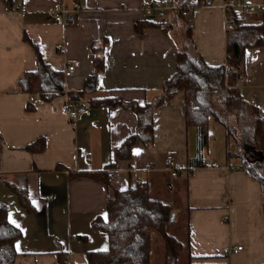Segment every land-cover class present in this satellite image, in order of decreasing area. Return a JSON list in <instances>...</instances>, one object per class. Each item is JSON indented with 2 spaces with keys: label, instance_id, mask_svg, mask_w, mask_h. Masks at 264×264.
Listing matches in <instances>:
<instances>
[{
  "label": "crops",
  "instance_id": "1",
  "mask_svg": "<svg viewBox=\"0 0 264 264\" xmlns=\"http://www.w3.org/2000/svg\"><path fill=\"white\" fill-rule=\"evenodd\" d=\"M152 1L0 0V202L22 230L13 264H55L60 252L73 264H89V251L109 246L107 232L93 220L106 218L113 188L134 182H147L150 196L172 207L174 217L166 230L183 244L178 264H190L191 257L195 263L264 264V189L239 147H232L235 137L226 125L210 116L204 137L197 125L188 123L186 96L179 92L154 110L153 142L137 140L131 158L121 159L117 150L136 133L137 113L120 104L91 105L92 98L103 97L141 105L156 100L177 69L178 52L186 48L210 65L225 63L224 0L177 18L170 10L145 15ZM75 3L80 6L74 22L50 17L62 4L73 8ZM237 14L246 16V23L259 20L245 11ZM180 17L182 33L187 25L193 30V43L185 35L186 46L173 33ZM146 19L163 23L138 32L136 23ZM35 45L58 71L80 62L65 77L69 96L83 89L94 73L92 48L101 47L104 70L96 88L78 99L89 113L72 119L61 109L64 95L43 99L21 89L19 78L38 68ZM238 87L264 117V46L247 48ZM32 101L33 108H28ZM39 138L45 139L43 150L28 148ZM169 157L177 163L176 177L166 165ZM207 161L218 165L205 166ZM111 162V186L88 175H72L104 169ZM17 188L28 195L35 211L20 201ZM230 245L243 249L224 254ZM166 254L165 240L154 230L150 264H166Z\"/></svg>",
  "mask_w": 264,
  "mask_h": 264
},
{
  "label": "trees",
  "instance_id": "2",
  "mask_svg": "<svg viewBox=\"0 0 264 264\" xmlns=\"http://www.w3.org/2000/svg\"><path fill=\"white\" fill-rule=\"evenodd\" d=\"M264 1V0H263ZM178 5L191 10L206 4V0H175ZM175 18L185 17L182 13L174 11ZM237 26L227 31V53L231 69L226 65H210L197 51L189 49L178 52V65L173 75L163 84V91L156 100L144 105L136 101H124L118 97L92 98L91 105L114 106L123 105L134 110L139 117L136 133L127 137L119 146L117 155L121 159H130L132 147L141 139L146 145L154 140L153 113L154 110L172 99L179 92L186 96L187 120L189 124L197 125L204 137L207 136V126L210 116H216L217 120L228 127L229 134L243 137L238 140V147L245 161H247L250 173L257 177L264 189V174L259 170L264 166L260 160V154L264 155V117L258 109L249 104L241 95L238 82L242 76L243 64L247 48L264 46V10L256 22H245L246 16L236 14ZM163 22L150 19L138 21L136 30L142 32L147 27H156ZM187 37L193 43V30L191 25L186 28ZM29 39V38H28ZM30 40V39H29ZM32 43V41H30ZM103 46V45H102ZM38 68L23 74L19 80V86L29 94H38L43 99L61 94L65 88V75L63 71L54 69L41 55L35 45ZM94 73L89 76L84 88L80 91L70 92V96L76 99L84 97L85 93L96 88L99 74L104 70L105 61L101 47L94 46ZM224 95L221 103L222 109L214 107L213 96ZM33 101L28 108H33ZM226 108L228 112L226 113ZM232 115L238 128L230 126L227 118ZM224 115V116H223ZM250 122L248 125H243ZM240 125V126H239ZM238 129L243 131L239 136ZM248 134L249 137L248 138ZM45 139L39 138L28 146L32 150H43ZM113 165L108 164L104 169L92 171H79L72 175H88L94 179L102 180L111 186L110 178L113 177ZM16 192L20 201L32 212L35 211L28 195L23 189L17 188ZM172 207L164 202L153 199L150 196L147 182H134L125 189L113 188L108 199L107 216L101 215L93 220V225L107 232L109 246L106 250H93L88 252L89 264H150L151 238L154 230L159 231L166 243V264H178V256L183 249V244L173 235L169 234L166 226L171 222ZM22 236V230L9 219V211L4 203L0 202V264H13L16 255V240ZM190 258V264L195 263ZM55 264H73L65 252L58 254Z\"/></svg>",
  "mask_w": 264,
  "mask_h": 264
},
{
  "label": "built area",
  "instance_id": "3",
  "mask_svg": "<svg viewBox=\"0 0 264 264\" xmlns=\"http://www.w3.org/2000/svg\"><path fill=\"white\" fill-rule=\"evenodd\" d=\"M214 0H206L205 5H213ZM79 3H75L74 7H69L66 4H62L58 9L53 11L50 15V17L60 23H70L75 21V15L74 11L79 8ZM222 7L225 12V28L227 31L234 29L237 24L238 20L236 19V14L241 12H255L257 8L261 9V11L264 10V2L262 4H255L252 0H224L222 2ZM145 15L150 16L153 14L156 10H170V11H178L182 13L183 15H187L189 13L188 9H185L183 6L178 5L175 0H166V1H160L155 0L152 1L150 4H148L145 7ZM230 54H226V60L225 65L226 69L229 71L231 69V65H229L228 60L230 58ZM79 61H74L72 63H69L65 69H64V75L65 77H68L72 75L76 68L79 66ZM61 94L65 96V100L61 105V109L67 113L72 119H76V117L80 113H89L90 108L88 105H86L81 100H78L76 98H73L69 96V92L64 88L61 91ZM166 165L172 170V176L176 177L179 175L178 173V167L177 163L174 158L169 157L166 159ZM218 163L216 161H207L205 163V166L208 167H215ZM113 177L110 178V181H112ZM225 219H228L227 216H225ZM243 249V245H230L228 247H225L224 254L230 255L233 253H237Z\"/></svg>",
  "mask_w": 264,
  "mask_h": 264
},
{
  "label": "rangeland",
  "instance_id": "4",
  "mask_svg": "<svg viewBox=\"0 0 264 264\" xmlns=\"http://www.w3.org/2000/svg\"><path fill=\"white\" fill-rule=\"evenodd\" d=\"M255 4H262L264 1L263 0H252ZM261 9L257 8V10L255 12H248L250 14V18H253V19H259L260 18V15H261ZM188 15V14H187ZM186 15V16H187ZM185 16V17H186ZM180 23H184V19L183 18H179V21H178V25L176 26V29L173 31L174 33V36L175 38L178 40V42H180V44H184L185 46L187 45V41H190L187 37V33L184 34L182 33V29H180ZM185 35H186V40L185 41ZM186 43V44H185ZM183 45V46H184ZM188 49V48H186ZM224 95H221V94H216L213 96V104H214V107L218 108V109H222V102L224 100ZM228 112V108H226V113ZM224 116V115H223ZM225 118H227V121L229 123L230 126H233L235 125V127L238 128L237 124L235 123V120H234V117L232 115H229L226 117V114L224 116ZM250 122H245V124L243 125H248ZM240 126V125H239ZM238 134H240L239 136L242 135L243 131H241L240 129H238ZM244 137V136H243ZM242 136L241 137H238V139H233V143H232V147L233 148H236L238 146V140H240V138L242 139L243 138ZM248 138L249 137V134H248ZM262 174H264V166L262 168L259 169Z\"/></svg>",
  "mask_w": 264,
  "mask_h": 264
},
{
  "label": "water",
  "instance_id": "5",
  "mask_svg": "<svg viewBox=\"0 0 264 264\" xmlns=\"http://www.w3.org/2000/svg\"><path fill=\"white\" fill-rule=\"evenodd\" d=\"M260 160H261V161H262V160L264 161V155H263L262 153L260 154ZM172 217H174V215H172Z\"/></svg>",
  "mask_w": 264,
  "mask_h": 264
}]
</instances>
